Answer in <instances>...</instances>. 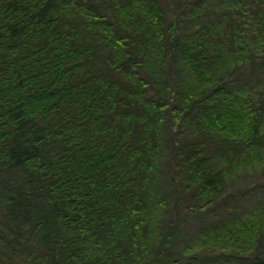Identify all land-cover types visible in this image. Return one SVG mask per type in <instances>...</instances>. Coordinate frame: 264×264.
Masks as SVG:
<instances>
[{"label": "trees", "instance_id": "trees-1", "mask_svg": "<svg viewBox=\"0 0 264 264\" xmlns=\"http://www.w3.org/2000/svg\"><path fill=\"white\" fill-rule=\"evenodd\" d=\"M263 160L264 0H0V264H264Z\"/></svg>", "mask_w": 264, "mask_h": 264}, {"label": "rangeland", "instance_id": "rangeland-1", "mask_svg": "<svg viewBox=\"0 0 264 264\" xmlns=\"http://www.w3.org/2000/svg\"><path fill=\"white\" fill-rule=\"evenodd\" d=\"M260 168L254 174H251L247 179V183L252 186H257L260 190L264 189V160L260 164ZM257 194V193H256Z\"/></svg>", "mask_w": 264, "mask_h": 264}]
</instances>
